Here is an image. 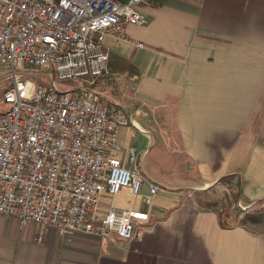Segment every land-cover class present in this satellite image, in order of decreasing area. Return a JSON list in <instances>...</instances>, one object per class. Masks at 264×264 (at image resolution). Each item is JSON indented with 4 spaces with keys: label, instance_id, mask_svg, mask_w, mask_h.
<instances>
[{
    "label": "crops",
    "instance_id": "crops-1",
    "mask_svg": "<svg viewBox=\"0 0 264 264\" xmlns=\"http://www.w3.org/2000/svg\"><path fill=\"white\" fill-rule=\"evenodd\" d=\"M140 10L146 26H130L127 41L106 38L109 75L95 89L130 115L118 140L162 188L150 206L128 189L112 203L150 222L130 242L49 228L38 244L36 225L0 217V264H264V221L223 228L221 207L204 206L225 182L241 188L242 214L264 205V0H154Z\"/></svg>",
    "mask_w": 264,
    "mask_h": 264
},
{
    "label": "built area",
    "instance_id": "built-area-1",
    "mask_svg": "<svg viewBox=\"0 0 264 264\" xmlns=\"http://www.w3.org/2000/svg\"><path fill=\"white\" fill-rule=\"evenodd\" d=\"M153 1L0 0V69L9 80L0 107V217L36 225L38 244L49 228L68 239L130 242L150 222L149 212L112 203L128 189L150 206L162 188L142 172L137 150L118 140L130 115L104 104L94 86L109 75L106 38L127 41L130 26L148 24L140 9ZM31 71L54 82L43 85ZM58 80L89 88L60 90Z\"/></svg>",
    "mask_w": 264,
    "mask_h": 264
},
{
    "label": "rangeland",
    "instance_id": "rangeland-1",
    "mask_svg": "<svg viewBox=\"0 0 264 264\" xmlns=\"http://www.w3.org/2000/svg\"><path fill=\"white\" fill-rule=\"evenodd\" d=\"M123 3H128L129 0H121ZM29 77L43 85L50 86L54 82L53 78L47 75L40 74L35 71H31L29 74ZM9 84V80L7 78V75H5L4 71L0 69V107H2V96H3V91ZM57 87L60 90H77V89H88V85L83 81H72V82H63V81H57L56 83ZM96 86H94V90L97 92L98 90L95 89ZM101 101L102 99H105L101 94L99 95ZM219 189L214 191L213 193L211 192L209 194V198H211L213 201H210L208 203H205L204 206H212V207H217L222 209L230 208V214H231V221L229 220L228 223L230 225H245L249 226V228L255 229L256 227H253V224H256L254 222L258 221L261 217L264 218V205L262 208L259 206L253 209L252 211H249V213H246L247 215L243 216L242 210L243 206H239V198L236 199V197H239V189L238 185L231 184L229 182L223 183ZM227 206V207H226ZM244 210V209H243ZM250 217V219H249ZM257 229V228H256Z\"/></svg>",
    "mask_w": 264,
    "mask_h": 264
},
{
    "label": "trees",
    "instance_id": "trees-1",
    "mask_svg": "<svg viewBox=\"0 0 264 264\" xmlns=\"http://www.w3.org/2000/svg\"><path fill=\"white\" fill-rule=\"evenodd\" d=\"M241 195V188H240V192H239V196ZM227 207V206H226ZM248 213V212H247ZM247 215L246 213H243V216ZM219 219H220V225L223 227V228H229V227H235L237 225H239L238 223L235 224V225H230L229 220L231 221L232 217H231V214H230V208H226L224 209V211H222L220 214H219ZM250 219V217H249ZM264 221V218H260L258 219V221L254 222V223H260Z\"/></svg>",
    "mask_w": 264,
    "mask_h": 264
}]
</instances>
